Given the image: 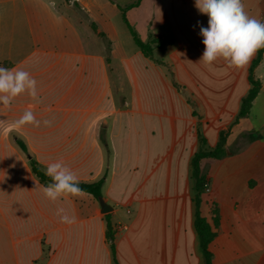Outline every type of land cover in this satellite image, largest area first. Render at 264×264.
Wrapping results in <instances>:
<instances>
[{"label":"crops","instance_id":"obj_1","mask_svg":"<svg viewBox=\"0 0 264 264\" xmlns=\"http://www.w3.org/2000/svg\"><path fill=\"white\" fill-rule=\"evenodd\" d=\"M11 1L0 5V66L28 71L39 102L25 93L0 105V264H207L192 160L222 134L226 155L201 163L211 191L200 210L218 222L212 264H264V55L254 73L262 88L239 118L257 53L243 68L200 60L209 17L195 0L127 11L144 42H162L153 58L112 0ZM243 3L264 22V0ZM29 108L41 126L12 128ZM59 160L80 184L104 179L102 197L45 198L50 181L33 163L45 173ZM60 207L75 223L60 222Z\"/></svg>","mask_w":264,"mask_h":264},{"label":"clouds","instance_id":"obj_2","mask_svg":"<svg viewBox=\"0 0 264 264\" xmlns=\"http://www.w3.org/2000/svg\"><path fill=\"white\" fill-rule=\"evenodd\" d=\"M195 7L209 17L208 27H200L205 46L200 60L205 63L212 64L223 58L230 66L243 68L258 50L264 48V22L248 14L243 0H195ZM25 93L39 102L37 80L19 67L0 66V105L8 108L16 97ZM52 123L49 119L43 121L45 127H51ZM27 124L41 126L31 108L11 127L20 128ZM44 174L50 178V183L41 186L48 200L54 202L62 196L84 195L77 174L62 160L49 163ZM56 215L61 223H75V217L69 216L63 207L57 208Z\"/></svg>","mask_w":264,"mask_h":264},{"label":"trees","instance_id":"obj_3","mask_svg":"<svg viewBox=\"0 0 264 264\" xmlns=\"http://www.w3.org/2000/svg\"><path fill=\"white\" fill-rule=\"evenodd\" d=\"M142 0H136L135 2L121 7L120 11L122 12V19L124 24L128 27L134 42L140 48V50L148 57L153 58V51L154 45L162 44V42L151 40L149 42H144L135 28L130 24L126 13L128 10L138 7ZM264 55V48L257 51V56L252 62L250 67V83L251 88L247 94V96L242 100L241 109L239 113V118L247 117L250 114L252 109L254 100L258 96L261 88L262 83L259 79H256L254 76L255 69L260 65L262 62V58ZM257 135L251 134L247 137L249 140H253L257 138ZM226 138L225 135L222 134L220 137V142L218 143L217 147L213 150H201L194 156L192 160V168H193V180H194V191H195V202H196V220L195 226L200 238L201 248L204 252L206 263L212 264V254L209 250V246L213 239L216 236L214 228L217 226L218 222L217 219L215 220V227H212L207 220L203 217L201 213V204L203 200L204 188L205 185L208 183L206 176L203 174L201 169V163L204 159H221L226 155ZM34 172L40 177L42 181H50V178L47 177L35 163H33ZM104 184V179L100 180L94 184H80L79 186L83 189L84 192L93 195L96 199H100L102 197V187ZM110 236L113 239L114 235L110 231Z\"/></svg>","mask_w":264,"mask_h":264},{"label":"rangeland","instance_id":"obj_4","mask_svg":"<svg viewBox=\"0 0 264 264\" xmlns=\"http://www.w3.org/2000/svg\"><path fill=\"white\" fill-rule=\"evenodd\" d=\"M15 1L18 2V3H21V0H15ZM26 1H29V0H26ZM31 1H30V3H31ZM100 1L102 3L108 4V1L109 0H100ZM112 1H114L117 4H119L120 6L125 7V5L127 6L129 3L133 2V1H136V0H112ZM6 4L12 5V1L11 0H0V5L1 6L2 5L6 6ZM117 22H119V19L118 18H117ZM126 226H128V225H126Z\"/></svg>","mask_w":264,"mask_h":264},{"label":"water","instance_id":"obj_5","mask_svg":"<svg viewBox=\"0 0 264 264\" xmlns=\"http://www.w3.org/2000/svg\"><path fill=\"white\" fill-rule=\"evenodd\" d=\"M100 202L104 212H108L110 209H112L103 199H101Z\"/></svg>","mask_w":264,"mask_h":264},{"label":"built area","instance_id":"obj_6","mask_svg":"<svg viewBox=\"0 0 264 264\" xmlns=\"http://www.w3.org/2000/svg\"><path fill=\"white\" fill-rule=\"evenodd\" d=\"M210 191H211L210 185L207 183V184L205 185L204 192H205V193H210ZM120 228L128 229V226H126V225H122Z\"/></svg>","mask_w":264,"mask_h":264}]
</instances>
